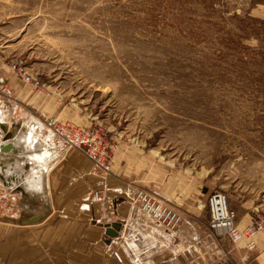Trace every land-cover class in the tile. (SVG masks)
Segmentation results:
<instances>
[{
    "label": "rangeland",
    "instance_id": "obj_1",
    "mask_svg": "<svg viewBox=\"0 0 264 264\" xmlns=\"http://www.w3.org/2000/svg\"><path fill=\"white\" fill-rule=\"evenodd\" d=\"M0 44L38 82L6 110L10 132L90 125L111 165L138 146L160 181L188 182L207 226L213 191L236 220L264 215V0H0ZM203 239L192 230V256Z\"/></svg>",
    "mask_w": 264,
    "mask_h": 264
},
{
    "label": "crops",
    "instance_id": "obj_2",
    "mask_svg": "<svg viewBox=\"0 0 264 264\" xmlns=\"http://www.w3.org/2000/svg\"><path fill=\"white\" fill-rule=\"evenodd\" d=\"M4 57L0 54V86L7 84L29 102L30 86L22 87L14 65ZM10 106L0 109L1 136L7 131L12 137L25 128L34 133V128L19 129L17 124L10 132L5 120ZM8 142L0 139V173L18 189L21 213L12 223L0 222V264H264V231L256 234L250 250L216 236L209 242L208 213L191 211L190 184L160 181L138 146L126 145L114 157L111 173L100 180L90 173L86 157L51 134L41 140L49 158L41 171L18 156L16 147L15 152L3 151ZM14 159H20L19 167ZM139 189L171 203L181 217L179 227L167 230L133 204L131 197ZM95 190L102 191V203L92 199ZM250 213L238 212L239 228L249 222ZM192 230L204 237L197 241L199 257L191 255Z\"/></svg>",
    "mask_w": 264,
    "mask_h": 264
},
{
    "label": "built area",
    "instance_id": "obj_3",
    "mask_svg": "<svg viewBox=\"0 0 264 264\" xmlns=\"http://www.w3.org/2000/svg\"><path fill=\"white\" fill-rule=\"evenodd\" d=\"M19 72L22 87L37 83L24 69L15 67ZM18 101L13 89L4 84L0 86V109L4 104H16ZM43 124L46 130L65 147L78 151L90 162V173L96 176L97 172L107 176L111 173L112 149L104 141L102 133L96 127L78 126L69 121H60L56 117H47ZM105 178V177H104ZM19 191L16 187L8 185L0 173V222L12 223L18 219L21 207L18 202ZM96 202L102 201V191L95 190L91 193ZM209 212L208 226L214 231L219 241L227 239L232 244L241 245L245 249L255 247V236L264 231V215L258 211L250 213L249 222L242 228L236 225V213L229 207L227 197L219 191L211 192L207 197ZM131 202L137 204L140 210L156 224L173 230L181 221V217L166 203V201L139 189L131 197Z\"/></svg>",
    "mask_w": 264,
    "mask_h": 264
},
{
    "label": "bare ground",
    "instance_id": "obj_4",
    "mask_svg": "<svg viewBox=\"0 0 264 264\" xmlns=\"http://www.w3.org/2000/svg\"><path fill=\"white\" fill-rule=\"evenodd\" d=\"M14 69H16V68H14ZM16 73H17V76L19 77L20 83H21V78H20V75H19V72L17 69H16ZM21 85H22V83H21ZM27 86H29V85H27ZM0 113H1V111H0ZM1 126H2V124L0 123V131H3V126H2V129H1ZM30 130H28V128L27 129L25 128L22 131L21 130L18 131V133H16L13 137H10V139H8V141H9L8 143H9V145H13L14 147H16L18 156L24 157L25 160L30 161V163H32L33 169H35L36 171H41L43 169V167L47 164V159H49L48 156H46L47 154H45V152H44V148H46V145L44 143H41L39 138H37L38 136H36ZM0 135H1V132H0ZM44 142H45V140H44ZM19 161H20V159H19ZM9 171H10V168H9ZM18 173H19V171H18ZM104 177H105V175H104Z\"/></svg>",
    "mask_w": 264,
    "mask_h": 264
},
{
    "label": "water",
    "instance_id": "obj_5",
    "mask_svg": "<svg viewBox=\"0 0 264 264\" xmlns=\"http://www.w3.org/2000/svg\"><path fill=\"white\" fill-rule=\"evenodd\" d=\"M1 129H2V126H1ZM1 139H2L3 142L6 141V137L5 136L1 137ZM8 149H11L13 152H15V147L13 145H9V143H7L5 145H2V150L3 151H7ZM108 234L112 235V236L116 235V233L110 232L109 230H108Z\"/></svg>",
    "mask_w": 264,
    "mask_h": 264
}]
</instances>
